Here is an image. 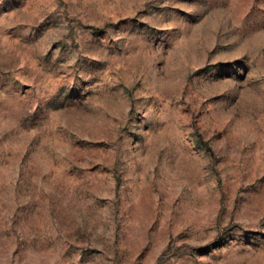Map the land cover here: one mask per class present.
Returning a JSON list of instances; mask_svg holds the SVG:
<instances>
[{
	"label": "rangeland",
	"instance_id": "obj_1",
	"mask_svg": "<svg viewBox=\"0 0 264 264\" xmlns=\"http://www.w3.org/2000/svg\"><path fill=\"white\" fill-rule=\"evenodd\" d=\"M0 264H264V0H0Z\"/></svg>",
	"mask_w": 264,
	"mask_h": 264
}]
</instances>
